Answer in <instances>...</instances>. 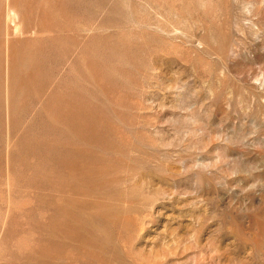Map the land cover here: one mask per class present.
Instances as JSON below:
<instances>
[{
  "label": "rangeland",
  "instance_id": "1",
  "mask_svg": "<svg viewBox=\"0 0 264 264\" xmlns=\"http://www.w3.org/2000/svg\"><path fill=\"white\" fill-rule=\"evenodd\" d=\"M0 264H264V0H0Z\"/></svg>",
  "mask_w": 264,
  "mask_h": 264
}]
</instances>
